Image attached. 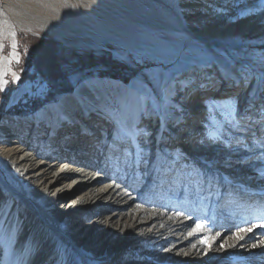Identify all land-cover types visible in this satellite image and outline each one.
<instances>
[{
	"label": "bare ground",
	"instance_id": "obj_1",
	"mask_svg": "<svg viewBox=\"0 0 264 264\" xmlns=\"http://www.w3.org/2000/svg\"><path fill=\"white\" fill-rule=\"evenodd\" d=\"M201 2V0H0V29L3 40L11 37L16 41L17 29L37 32L46 24L47 31L57 32L59 38L68 36L78 39L83 49L85 47L97 49L110 42L127 51L146 52L151 55L152 61L158 64L146 73L154 88L161 91L162 98L161 101L157 99L160 112L155 119L151 116L152 113H149L154 109L150 105L152 85L142 76L130 84L113 80L85 83L76 89V95L73 97L75 101L76 96L81 94L90 96L98 93L101 103L107 101L105 96L110 100L119 98L127 103V108L118 103L117 109H128L132 112L141 110L143 116L139 114L137 119L126 111L109 117L110 122L114 124H117L115 120L122 122L126 120V125L121 124L125 131L129 129V123L133 122V128L139 132L137 138L143 142V153H149L144 155L149 158L150 163L139 171V174L143 175L138 181H141L142 186L128 185L121 182L118 177H110L106 173V167L100 166L102 171H99V162L95 163L87 155L92 146L86 136L79 137V143L71 147L62 141L58 147L59 152L48 151L42 155L34 149V144L23 142L22 134L28 127H24V130L16 129L10 122L4 123L1 130L3 139L0 144V164L6 176L0 172L2 182H0L2 209L0 264H50L57 251L46 250L48 244L49 247L61 248L57 253L64 255L67 252L65 250L67 244L79 254L85 264H157L159 262L156 260L162 256H166L162 263L189 264L188 262L194 263L204 256L212 259L215 254L220 255L218 259L223 260L222 264H264V244L260 243L264 241V235L261 234L264 233V228L257 227L253 228L252 232L240 233L244 235L243 240H237L234 235L237 233V225L248 227L264 224V197L245 189L257 190L264 184V178L257 177L259 166L264 164L259 151L252 148L255 140H247L248 151H244L241 157L231 151L224 152L223 146L219 149L210 145L203 147L199 144L200 141H190L183 149L189 161L204 164L205 170L208 174L214 175V178L229 176L232 177L230 180L236 179L240 185L238 187L240 197H244L239 203L218 206L220 204L217 200L221 199L222 189L214 183L213 194L209 196L207 190L203 193V190L195 188L193 194L197 195L189 198L193 205L187 207L183 202H179L186 197L180 193L178 202L173 203V206H179L177 212H168L167 207L172 205L157 201L151 204V207H147L150 212L148 214L144 212L147 216L143 217L145 208L140 209L142 204L139 202L140 190L135 189L139 187L145 190L152 184L147 182L148 178L156 174L151 164L159 156L166 155L165 150H168V147L162 146L163 142L158 136L155 137L157 130L153 131L154 120L161 119L163 128L164 123H168L169 115V120L174 124L182 123L177 131L186 134L187 140L195 139L192 136L193 132L186 133L187 127L191 125L192 128L195 122H205L196 124L198 129L203 125L209 127L213 134L221 131L214 127L211 109L206 110V114L202 113L204 107L200 108L198 113H193L192 110L181 111L172 103H176L178 99L182 102L180 92L184 93V97L191 93L203 95L202 82L185 77L197 68L205 70L213 62L218 64L224 75L223 79L221 77L219 79L225 84L221 92L225 99L237 98L238 95L234 92L239 86L236 87L234 81L242 79L240 75H245L243 71L252 76V81L257 79L256 87L253 88L254 94L247 96L250 92L248 88L244 97L242 96L249 107L244 109L246 105L240 106L241 114L236 116V119L239 120V124L242 121H249L248 123L251 120L264 121V114H261L257 107L251 106L253 97L255 94L258 95L261 85L264 84V0H222L220 5H210L211 7L207 9L211 13L203 12L198 19L195 17V9L200 8L197 5ZM185 39L197 40L185 44ZM15 41L14 46L17 47ZM15 59L16 49L13 50L11 57L1 59L0 82L6 80ZM234 66L241 68L242 73H238L239 76L231 75ZM211 71L216 73L215 69ZM254 75L257 78H254ZM220 82L218 81L216 86L220 85ZM22 95L23 91L15 92L11 104L17 103ZM256 96L255 105L258 100ZM218 104L226 113L230 109L235 112L233 106L223 101ZM59 105L60 103L49 105L38 113L34 119L36 121H33L35 125L44 127L41 119L47 122L55 120ZM204 105L203 100L198 99L193 107ZM86 110L87 107H77L75 111L68 113V120L79 119ZM200 116L203 119H200ZM192 117L196 118L195 122ZM188 120L192 123H184ZM84 122L73 124L80 126L81 133L94 136V133H97L94 125ZM139 122L141 125L148 122L147 128L136 127ZM239 128L236 135H241L240 138L242 134L250 131L245 127ZM256 128H253L252 132L255 133ZM202 131L198 130L197 133L202 134ZM211 137L212 134L209 139ZM123 142L130 143L129 140ZM201 142L206 145L207 139L203 138ZM189 143L191 145H188ZM167 144L173 145L172 141ZM199 148L200 154L205 151L206 160L192 153V150ZM101 149L103 150V147ZM124 151L134 156L132 150ZM82 161L85 163L82 164ZM222 167L224 169H221ZM125 169L123 168L124 171ZM65 200L69 202L65 203ZM39 202L45 206H40ZM102 206L122 208L104 215V211L100 212ZM99 207L98 212L93 214V220L87 221L86 215ZM46 216L49 217L48 220L44 219ZM197 218L211 222L212 228L206 226L203 232L189 235L195 227L194 220ZM70 221H73L72 227H65ZM119 227L124 231L118 245L113 239V234ZM44 238L48 239L49 243L43 244ZM103 238H107L112 245L97 253L99 242ZM203 238H207L211 244L210 248L200 243ZM253 244L257 247L253 248ZM220 245L224 247L221 248ZM65 263L64 258L59 262Z\"/></svg>",
	"mask_w": 264,
	"mask_h": 264
},
{
	"label": "rangeland",
	"instance_id": "obj_2",
	"mask_svg": "<svg viewBox=\"0 0 264 264\" xmlns=\"http://www.w3.org/2000/svg\"><path fill=\"white\" fill-rule=\"evenodd\" d=\"M201 1L202 2L197 5L200 8L195 9V17H197L198 19L200 15L203 14V12L204 14H206V12L211 13L207 9L211 7L210 5H220L222 0ZM211 10H213V8ZM45 25L46 24H43L44 28L37 32H29L27 30L17 29L16 41L14 39L15 43H17V47L14 46V41L11 37L3 40L2 31L0 29V61L3 57H11L14 49H16L17 51V59L13 61L11 70L8 72L6 77V81H8V83L5 86L4 90L0 91V144L1 140L3 139V137H1V130L3 129L4 123L6 122H10L11 124H13L16 129H23L24 127H28L27 130H25L24 134H22L24 135L23 142L32 145L34 144V149L37 151V153H41L42 155H44V153H47L48 151L59 152L58 147L60 146V143L62 141H65L68 147H71L75 146L76 143H79V137L86 136L88 141L91 142L92 146L89 149L87 155H89V158H92V161H94L95 163L99 162V171H102V167H106V173L110 177H118L121 182H124L128 185L135 184L142 186L141 181L138 182L143 177V175L139 174V171L146 168L148 165H150V163L149 158L144 155L149 154L147 152L143 153L144 162H139L140 149L144 146L143 142H141L137 138V134L139 132L136 130V128H133V122L129 123V129L125 131V129L121 127V124L126 125V120L124 122H122V120H115L117 121V124H114L113 122H110L111 118L109 117L110 115H119L120 112L126 111L129 112V115H132L134 119H137V115L140 114L141 117L143 116L141 114V110H139L138 112H132L128 111V109H117L116 107L118 103H120V105H124L127 108V103L123 100H120L119 98H113L110 100L109 97L107 98V96H105V99H107V101H103V103H101L99 101L101 97L97 95L98 93L90 96L81 94L82 96H76L77 100L75 101L73 100V97L76 95V89L84 85L85 83L93 82L96 80H113L125 84H130L134 79L142 76V78H144L152 85L154 96L152 95V97L150 98V105L154 109L149 111V113H152L151 116L156 119L157 115L160 112V109L158 107L159 104H157V99L159 101L162 100L161 91L154 88L146 72L147 70L157 67L158 64L152 61L151 55L146 52L136 53L133 51H127L110 42L103 44L97 49L96 47H85L83 49V47L78 43V39L68 36L59 38L57 32L53 33L47 31L48 29H46L47 27H45ZM219 38L220 37H216V39ZM185 40L186 42L184 43L187 44L189 41H196L197 39ZM199 41L202 42L201 40ZM203 44H206V42H203ZM217 65L218 64L213 62L211 63V65H208L207 69L205 70H202L199 67L194 72H190L188 75L185 74V77L187 78L196 79L202 82L201 85H204V93L202 96L191 93L184 97V93L180 92L179 95L182 99V102H179L178 99L176 103H172L174 104V106H176L177 109H180L181 111L192 110V112L194 111L193 113H198L197 111H199L200 108L204 107L202 113L206 114V110L210 111L211 109L214 116V127L221 129L219 133L213 134L211 131H209V127L203 125H200L198 129V125L196 124L202 123L203 121H199L196 123V118L192 117L194 118L193 121L195 122L193 123L194 126L191 128V125H187L189 127H187L186 129V133L189 134L190 132H193L194 134L192 136L195 139L187 140L185 138L186 134H181L177 131L178 128L181 127L182 123L174 124L169 120V115H167L168 123L165 122L163 128H161V119L154 120L152 122V127H154L153 131L157 130L155 137L158 136V138L163 142L162 146L168 147V150H165L167 152L166 155L159 156L153 162V164H151V168L156 170V174L153 177L148 178L147 182H152V184L146 187L145 190H142L139 187H135L136 190H140L139 193L141 194V196H139V202L141 201L142 203H140V209L143 210L145 208V211L143 210L144 215L142 214L143 217L147 216L146 214L150 212L147 207H151V204L157 201L172 205L167 207L168 212H177L179 206H173V203L175 204L176 202H178V196L180 193L185 194L186 197H184L182 201L180 200L179 202H183V204L187 207L190 204L193 205L189 198L191 199V197L197 195L193 194L195 188L203 190V193L205 192V190H207L206 192H208L207 195L209 196L213 194L212 185L214 183L222 189L221 199L220 201L217 200V203L220 204H217L218 206H229L233 203H239V200L244 199V197H240L241 193L238 191V187H240V185L237 184L236 179L230 180V178L232 177L229 176H226L224 178H214V175L208 174V172L205 170L204 164L198 161L195 163L189 161V158L188 156H186V154H184L183 149L185 145L190 141H200L199 144L203 147L210 145V147L219 149V147L223 146L224 150H222L224 152L231 151L233 154L239 155V157H241L244 151H248L247 140H255L256 143L252 148L256 151H259L261 160L264 164V121L259 122V120H251L250 123H248L249 121H242L243 123L240 122V124L229 122L233 120L232 115H230V113H233V111L230 109L229 112L226 113L222 106L218 104V102L225 101L227 99H225L226 97H222L223 93L221 92L223 91V87L225 86V84H223V81H221L219 78L221 77L223 79L224 75L219 70V67ZM212 69H215L216 73L211 71ZM232 69L233 72H228H232L233 74L231 75L233 77L239 76L238 73H242V71L240 70L241 68L237 66L232 67ZM222 71L226 70L222 69ZM34 73H36V75L35 77H32ZM243 73L245 75L240 76H242L244 82L238 87V89H236V92H234L235 95H238V104L233 106V108L234 111H238L239 114H241V107L247 104L245 102V98H243L246 94L247 89L250 88V92L247 94V96L250 94H254L255 91L253 90V88L256 87L257 81V79L252 81L253 78L252 76L250 77L249 73L244 71ZM247 75L249 76L247 77ZM251 75H253V73ZM254 76V78H257L256 75ZM15 77H18L19 79H15ZM218 81H221L220 85L216 86V83H218ZM263 85L264 84L261 85L259 93L257 95L259 100L256 101L257 105H261L262 102H264V99H261L262 97H264ZM48 90L54 93L56 92V94H54L53 99H51L50 102L48 101L49 103H46L43 99V94H45ZM19 91H23L22 97L17 103L11 104L12 95L15 92ZM198 99H202L205 105L200 107H193ZM40 102H43V106L38 110H34V105ZM252 102L254 103V101ZM58 103H60V105L58 106L59 110L55 114L57 115L56 119L50 120L49 122L41 119V121L44 123L43 125L45 126L37 127V125H35L34 123L36 121L34 120L36 115H38V113H41V111L44 110L47 106L53 104L55 105ZM31 105H33L32 108H30ZM79 106L87 107L88 111L86 110L85 114H83L82 117H79V119L73 120L71 118V120H68V113L75 111ZM247 107L249 106L246 105L244 109ZM172 118L173 117H171V119ZM199 118L203 119L202 116H200ZM183 120L184 119H182V121ZM84 121L86 123L94 125V130L95 132H97L96 134L94 133V136L81 133L82 131L80 130V126H75L73 124L81 123ZM149 123L151 125V121H149ZM184 123L189 124L192 123V121L188 120ZM245 123L247 124L244 125ZM176 124L178 127L175 126ZM147 125L148 122L142 125L139 122L136 127L143 129ZM239 127L248 128L250 129V131H248V133L242 134V138H240L241 135H236V131L240 129ZM255 127L257 128L255 129L254 133L252 132V129ZM201 129L203 130L202 134H198L197 131H201ZM99 130L102 132H99ZM153 131H151V133ZM211 134L212 137L209 139ZM216 135H218V137L213 138ZM203 138L207 139L206 145H203V142H201ZM126 140H129L130 143L127 144L123 142ZM170 141H172L173 143L172 146L168 145L169 143L167 144V142ZM4 142L6 141L4 140ZM123 144L127 145L123 146ZM188 145H191V143H189ZM233 146H236L237 148L234 149ZM102 147L103 150L101 149ZM125 149L132 150L134 156H132V154L130 153H125ZM199 149L192 150V153L199 156L201 159L206 160V158L204 157L205 151H202V154H200L199 151H201V149ZM100 154L101 157H99ZM59 161L60 163H63L62 160ZM81 163L84 164L85 162L82 161ZM263 166L264 165L259 166L260 170L258 171L257 177L264 178ZM123 168H126L125 171L123 170ZM221 169H224V167H222ZM0 172L5 175L1 164ZM145 177L147 178L148 175L146 174ZM209 180L211 181L210 185L207 182ZM245 189L248 192L255 193L258 196L264 197V184L257 190L249 188ZM68 202L69 200H65V203ZM183 204L180 206L182 207ZM39 205L43 207L45 206L40 202ZM121 208V206H110L105 208H103L102 206V211L100 212L104 211V215H107L110 212L114 210H120ZM99 209L100 207L98 209H93L89 214L86 215L85 219L91 222L94 217L93 214L95 212H98ZM198 218L196 220L201 223L203 222L202 224L204 225L206 224V228H212L211 222L199 220ZM44 219L48 220L49 217L46 216L44 217ZM72 223L73 221H70L69 224L67 223L65 225V227H72ZM88 225H91V223H88ZM88 227L90 228V226ZM104 229H106V227H104ZM123 231L124 230L119 227L116 233L113 234V239L118 242V245L121 243L120 239L122 238ZM42 243L47 244L49 243V241L48 239L44 238ZM111 243L112 242L108 241L107 238L101 239L99 242L100 245H98L99 249H97V253L110 247L112 245ZM49 245L50 244H48L46 250H51L53 252H58L59 250H61V248L59 247H49ZM65 247V250L67 251L66 255H64V253L58 254L56 252V255L52 258V261L56 262L55 264H59V262L63 258L66 260L65 264H85V261L75 250H73V248H69L67 244H65ZM120 247L121 245L119 246V248ZM126 249L127 248H125V250ZM219 256L220 255L215 254L213 256L214 260H212L213 258L209 259L204 256L200 257L199 261L188 263L222 264L223 260L218 259ZM164 257L162 256L158 258L156 261H158L159 263L157 264H167V262L162 263L166 259V256ZM156 261H154V263H156ZM53 262H51L50 264H54ZM170 264L187 263L170 262Z\"/></svg>",
	"mask_w": 264,
	"mask_h": 264
},
{
	"label": "snow or ice",
	"instance_id": "obj_3",
	"mask_svg": "<svg viewBox=\"0 0 264 264\" xmlns=\"http://www.w3.org/2000/svg\"><path fill=\"white\" fill-rule=\"evenodd\" d=\"M15 79H19L18 77H15ZM246 79V78H245ZM244 82V79H238V80H235L234 81V85L235 86H240L242 83ZM8 81H2L0 82V91H3L5 86L7 85ZM201 87H204V85H201ZM261 99H264V97H262ZM255 100V97H253V101ZM170 102V101H169ZM223 103L229 105V106H235L238 104V98L236 97H229L227 100L223 101ZM252 107H257L258 108V111L261 113V114H264V104H261V105H255L254 103L251 105ZM230 115H232L233 117V120L232 121H229V122H235V123H239V120L235 119L236 116L239 115V112H233V113H230ZM86 132V129L84 130ZM213 138H216V137H213ZM139 156H140V163H143L144 162V157H143V148L140 149V153H139ZM209 183V185L211 184V181H207ZM0 211H2V209H0ZM246 224L248 223L247 221L245 222ZM194 225L195 227L192 229L191 232H189V235H193L194 233L196 232H203L204 229H205V225L198 222V220H194ZM264 228V224H259V225H250L248 227H240L239 225H237V233H235L234 235L236 236V239L237 240H243L244 239V235H240V233H247V232H252L253 231V228ZM262 235H264V233H261ZM217 235H219V233H217ZM200 243L202 244H205L207 245L209 248L211 247V244L208 243V240L207 238H203L201 239ZM261 244H264V241H260ZM193 247H195V245H193ZM220 247H224V245H220ZM241 247H244V245H241ZM253 248L257 247L256 244H253L252 245ZM170 250V249H169Z\"/></svg>",
	"mask_w": 264,
	"mask_h": 264
},
{
	"label": "trees",
	"instance_id": "obj_4",
	"mask_svg": "<svg viewBox=\"0 0 264 264\" xmlns=\"http://www.w3.org/2000/svg\"><path fill=\"white\" fill-rule=\"evenodd\" d=\"M35 75H36V73H34V75H33L32 77H35ZM54 94H56V92L54 93V92L48 90L45 94H43V99H44V101H45V102H48V101H50L51 99H53ZM41 97H42V96H41ZM34 103H35V101H34ZM42 104H43V102H40V103H37L36 105H34V110H38V109H40V108L43 106ZM32 106H33V105H31L30 108H32ZM38 106H39V107H38ZM30 108H29V109H30Z\"/></svg>",
	"mask_w": 264,
	"mask_h": 264
}]
</instances>
